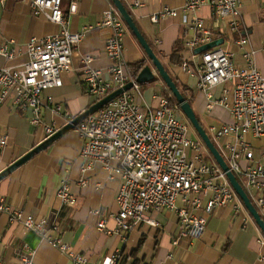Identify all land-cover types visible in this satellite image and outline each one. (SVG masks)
Wrapping results in <instances>:
<instances>
[{"label": "crops", "instance_id": "obj_1", "mask_svg": "<svg viewBox=\"0 0 264 264\" xmlns=\"http://www.w3.org/2000/svg\"><path fill=\"white\" fill-rule=\"evenodd\" d=\"M186 1L121 0L165 70L180 84L187 98H193L196 117L210 134V126L219 128L230 122L228 112L218 105L209 108L205 95L196 87V78L182 71V62L176 64L171 59L174 52L182 61L190 59V54L182 47L184 41L195 35L189 25L190 15L182 10ZM109 7H112L111 0H78L77 8L71 12V4L67 0L62 1L64 28L83 32L84 36L72 55L71 70L61 74L62 86L42 93L40 115L43 123L55 122L59 129L66 124L67 118H74L95 102L88 93L82 56H91V67L102 72L109 66L104 44L110 31L99 26L101 13ZM164 8L177 9L178 16L158 17L156 22H152L151 17L159 16ZM240 11L235 31H229L221 21L220 32H216L218 30L207 5L196 15L204 20L206 28L215 30L217 37L214 40L223 39L219 47L232 54V61L237 66L245 64L243 54L246 51L254 50L255 67L264 75V52L260 50L264 41V0H243ZM62 29L63 26L35 15L27 0H0V47L7 45L15 52L12 60L0 55V67H19L26 63V44L31 38L53 36ZM241 38L249 40L244 48L238 44ZM123 46L128 66L135 62L151 66L141 45L129 31ZM230 85V82H224L213 88L212 102L221 98L222 90ZM165 87L156 76L153 81L142 85L143 98L139 102L156 108ZM43 139L42 130L31 125L29 110L21 109L10 101L0 105V171ZM254 139L264 140V137ZM249 144L252 166L264 162V143L257 148ZM81 146L80 135L73 129L0 182V195L10 209L21 211L23 218L44 222L50 237L60 239L67 246L68 254L41 240L21 223L9 221L8 214L0 212L1 262L18 264V253L23 252L24 245H27L33 251L34 264H72V254L84 256L91 264H100L116 252L121 254L119 264H264V236L246 209L236 213L231 207L224 206L210 214L204 213L206 225L201 237H182L176 245L173 242L180 230L179 222L176 215L167 210L150 213L157 227L140 222L129 232L118 233L116 193L121 179L113 170L116 164L109 162L107 169L97 163L83 171V160L79 157ZM241 165L246 166V162ZM80 180L85 181V186L80 184ZM239 180L242 184L243 179ZM63 183L69 186L73 205L63 203L58 196ZM259 214L264 219V209ZM101 220L109 231L96 228Z\"/></svg>", "mask_w": 264, "mask_h": 264}, {"label": "built area", "instance_id": "obj_2", "mask_svg": "<svg viewBox=\"0 0 264 264\" xmlns=\"http://www.w3.org/2000/svg\"><path fill=\"white\" fill-rule=\"evenodd\" d=\"M27 1L35 15L59 24L63 29L53 36L31 38L26 44V63L19 67H0V105L10 101L21 109L29 110L31 125L39 127L45 139L54 134L58 127L55 122L45 124L41 120L42 93L62 86L61 74L71 70L72 55L78 49L84 33L64 28L61 10L63 0ZM67 1L73 12L78 0ZM242 1H186L182 10L190 15L189 25L195 35L182 43L190 59L182 61L181 69L196 78V87L205 95L209 108L218 105L228 112L230 122L219 128L210 126V134L229 170L236 178L243 179L242 186L246 194L255 208L262 211L264 162L252 166V148L245 140L246 135L264 137V75L255 67V51L249 50L243 54V66L234 64L232 54L220 47L200 54L194 53L196 48L217 37L213 28L204 26V20L196 15L198 11L205 5L210 7L213 23L218 30L216 32H220L221 21L229 31H235ZM176 16L177 9L164 8L159 16L154 15L151 20L156 22L158 17L167 19ZM99 18V26L110 31L104 44L110 64L102 72L91 67V56H82L88 93L96 102L128 82L132 86L76 126L82 140L79 152L83 160L82 170L97 163L108 169L109 162H115L113 170L121 179L116 193L118 211L115 222L118 233L129 232L140 222L157 227L150 213L167 210L174 213L179 222L180 230L173 245L182 237L199 238L206 225V219L202 216L204 213L210 214L214 209L224 206L231 207L236 213L245 208L231 188L225 172L214 160L208 161L211 156L202 142L198 137L188 136L189 123L182 118L177 104H172L165 96H159L156 108L141 105L139 101L143 97L140 84L128 71L124 56L123 40L127 28L113 5L105 9ZM247 39L239 40L241 48L247 45ZM260 50L264 52V41ZM0 55L12 60L15 52L3 45ZM224 82H230V87L224 88L221 98L212 102L211 90ZM67 119L69 122L73 118ZM243 161L246 166L241 165ZM80 184L85 186V181L80 180ZM58 196L63 203L73 205L67 183L62 184ZM0 212L8 214L9 221L21 223L41 240L49 242L61 253L68 254L67 246L60 239L50 237L44 222H35L31 217L23 218L21 211H12L2 195ZM96 228L105 230L104 220L97 222ZM23 248L24 251L18 253V264H34L33 251L27 245ZM120 262L121 254L116 252L100 264ZM71 263L91 264L84 256L74 254L71 255ZM0 264L4 263L0 261Z\"/></svg>", "mask_w": 264, "mask_h": 264}, {"label": "water", "instance_id": "obj_3", "mask_svg": "<svg viewBox=\"0 0 264 264\" xmlns=\"http://www.w3.org/2000/svg\"><path fill=\"white\" fill-rule=\"evenodd\" d=\"M111 4L116 9V11L121 16L126 28L130 31L134 37L136 38L141 48L144 50L146 57L149 61H151L150 65H145L138 75L135 77V80L139 84H145L150 81H153L156 76H158L162 82L165 84L166 88L172 94L171 96L174 97L176 104L179 106L180 112L182 116L190 123V125L195 130L196 134L199 137V140L205 146L207 152L213 158L214 162L220 167V169L225 172V175L231 185V188L236 192L237 196L239 197L240 201L242 202L246 211L251 215L255 224L260 229L261 233L264 236V219L259 214V211L255 208L252 204V200L249 199L248 195L246 194L243 186L239 183L235 175L229 170L226 161L224 160L221 151L215 146L214 142L211 140L205 129L203 128L202 124L198 122V118L194 112L193 107L187 101L185 97L182 96L180 90L174 83L173 79L169 75V73L165 70L161 61L157 58L153 50L151 49L150 45L144 38V36L139 31L136 23L133 20V17L128 12L126 7L123 5L121 0H111ZM223 39L214 40L210 43L200 46L194 50L195 54H200L208 50H211L215 47H219L223 41ZM156 71V73H154ZM132 86L131 82H128L123 87L118 88L110 93H108L105 97L100 100H97L93 104H91L86 110H84L79 115L75 116L72 120L67 122L64 126L59 128L54 134L45 138L23 156L15 160L9 166L4 168L0 171V182L10 176L13 172L23 166L27 161H29L35 154H38L45 149H47L50 145H52L55 141H57L61 136L66 134L67 132L76 128V126L84 120L87 116L94 114L96 111L107 105L111 102L115 97H118L123 92L130 89Z\"/></svg>", "mask_w": 264, "mask_h": 264}, {"label": "trees", "instance_id": "obj_4", "mask_svg": "<svg viewBox=\"0 0 264 264\" xmlns=\"http://www.w3.org/2000/svg\"><path fill=\"white\" fill-rule=\"evenodd\" d=\"M127 31H128V30H127ZM129 33H131V32L129 31ZM171 56H172L171 59H172L176 64H180V63L182 62V59H181L180 57H178V53H177V52H174L173 55H171ZM144 66H145V64H144L143 62H135V63L129 65V70H128V71H130L131 76L135 78ZM173 81H174V83L176 84V86L178 87V89L180 90L182 96L185 97V98L187 99V101L190 103V105L193 107V101H192L193 98H189V99H188L187 96H186V93L182 91L180 84H178L176 80H173ZM165 88H166V87H165ZM171 95H172V94L170 93V91L166 88V90L163 92V96L169 98V100H170V102H171L172 104H176V101H175L174 97L171 96ZM198 120H199V119H198ZM199 121H200V120H199ZM199 121H198V122H199ZM200 123H201V122H200ZM201 124H202V123H201ZM202 126H203V125H202ZM203 128H204V126H203ZM204 129H205V128H204ZM205 131L207 132V134L209 135V137H210L211 140L213 141V139H212V137L210 136L209 132H208L206 129H205ZM197 136H198V135H197ZM198 138H199V137H198ZM213 142H214V141H213ZM214 144H215V142H214ZM215 146H216V144H215ZM216 147H217V146H216ZM217 148H218V147H217ZM218 149H219V148H218ZM237 180H238L239 183L241 184V182H240V180H239L238 178H237ZM241 185H242V184H241Z\"/></svg>", "mask_w": 264, "mask_h": 264}, {"label": "rangeland", "instance_id": "obj_5", "mask_svg": "<svg viewBox=\"0 0 264 264\" xmlns=\"http://www.w3.org/2000/svg\"><path fill=\"white\" fill-rule=\"evenodd\" d=\"M142 85L143 84H140V87L142 88ZM155 92L156 93H158L159 91H158V89H156L155 90ZM185 121H187L184 117H182ZM189 123V122H188ZM189 130H190V132H189V137L190 138H196L197 139V134H196V132H195V130L193 129V127L190 125V123H189ZM206 130L208 131V129L206 128ZM211 136V135H210ZM212 137V136H211ZM245 140L246 141H248L249 143H251L252 144V147H254V148H257V146H261V145H263V143H264V140L263 139H254V138H252L250 135H246L245 136ZM212 160H213V158H209L208 159V161L209 162H212Z\"/></svg>", "mask_w": 264, "mask_h": 264}]
</instances>
